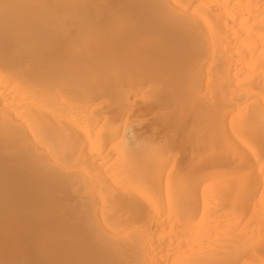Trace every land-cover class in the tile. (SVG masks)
I'll return each instance as SVG.
<instances>
[{
  "label": "bare ground",
  "instance_id": "6f19581e",
  "mask_svg": "<svg viewBox=\"0 0 264 264\" xmlns=\"http://www.w3.org/2000/svg\"><path fill=\"white\" fill-rule=\"evenodd\" d=\"M0 264H264V0H0Z\"/></svg>",
  "mask_w": 264,
  "mask_h": 264
}]
</instances>
